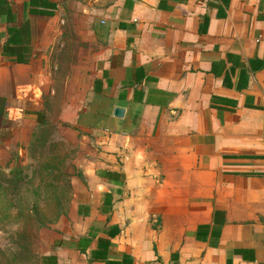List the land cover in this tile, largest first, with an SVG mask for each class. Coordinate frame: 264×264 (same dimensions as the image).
I'll list each match as a JSON object with an SVG mask.
<instances>
[{
	"label": "crops",
	"instance_id": "obj_1",
	"mask_svg": "<svg viewBox=\"0 0 264 264\" xmlns=\"http://www.w3.org/2000/svg\"><path fill=\"white\" fill-rule=\"evenodd\" d=\"M7 1L0 162L39 112L80 149L31 264H264V0Z\"/></svg>",
	"mask_w": 264,
	"mask_h": 264
},
{
	"label": "rangeland",
	"instance_id": "obj_2",
	"mask_svg": "<svg viewBox=\"0 0 264 264\" xmlns=\"http://www.w3.org/2000/svg\"><path fill=\"white\" fill-rule=\"evenodd\" d=\"M58 1L67 8L77 0ZM86 1L87 7L103 9L112 0ZM4 103L5 100L0 103V109ZM5 123L11 126L10 121ZM6 124L0 141L13 136L12 128H6ZM10 151L5 162H0V171L8 175L12 167H20L24 178L12 185L0 177V264H31L37 256L34 249L45 246L44 229L59 220L70 201L71 176L79 175L73 159L80 149L65 124L57 117L48 120L44 115V124L37 123L29 143H12Z\"/></svg>",
	"mask_w": 264,
	"mask_h": 264
},
{
	"label": "trees",
	"instance_id": "obj_3",
	"mask_svg": "<svg viewBox=\"0 0 264 264\" xmlns=\"http://www.w3.org/2000/svg\"><path fill=\"white\" fill-rule=\"evenodd\" d=\"M30 8L29 12L33 14H40V15H53L54 10L56 8L55 3L51 2L49 0H29ZM6 6V10H3V8ZM6 12V22L11 23L13 22V17L11 16V7L10 3L7 0H0V15H3L2 13ZM10 29V27H8ZM18 60V59H17ZM19 62L27 63V60H19ZM3 101L2 98H0V103ZM37 123L39 125L44 124V114L39 112L37 113ZM66 125V124H65ZM21 169L20 167H12L8 171V175H5L3 172L0 171V177L1 179L6 183H11L12 185H18L20 181L24 177L20 176ZM107 177H112V173L108 172ZM39 261L41 264H57L56 259L54 256H42L39 258Z\"/></svg>",
	"mask_w": 264,
	"mask_h": 264
},
{
	"label": "water",
	"instance_id": "obj_4",
	"mask_svg": "<svg viewBox=\"0 0 264 264\" xmlns=\"http://www.w3.org/2000/svg\"><path fill=\"white\" fill-rule=\"evenodd\" d=\"M114 114L116 116H122L123 115V109H121V108H115L114 109Z\"/></svg>",
	"mask_w": 264,
	"mask_h": 264
},
{
	"label": "built area",
	"instance_id": "obj_5",
	"mask_svg": "<svg viewBox=\"0 0 264 264\" xmlns=\"http://www.w3.org/2000/svg\"><path fill=\"white\" fill-rule=\"evenodd\" d=\"M262 38L264 39V34L262 35Z\"/></svg>",
	"mask_w": 264,
	"mask_h": 264
}]
</instances>
